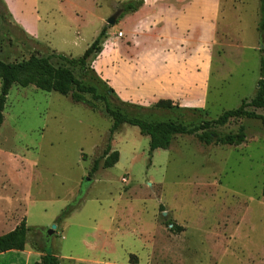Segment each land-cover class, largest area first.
Instances as JSON below:
<instances>
[{
  "label": "rangeland",
  "instance_id": "rangeland-1",
  "mask_svg": "<svg viewBox=\"0 0 264 264\" xmlns=\"http://www.w3.org/2000/svg\"><path fill=\"white\" fill-rule=\"evenodd\" d=\"M126 1L0 0V57L6 63L33 54L76 59L105 27L90 66L113 90L114 106L134 105L143 119L179 120L180 113L154 109L155 101L177 96L199 102L179 106L201 110L181 118L198 124L255 96L258 81L264 82L260 0H142L138 10L123 13ZM156 10L164 14L157 32L151 22ZM191 81L199 96L188 90ZM256 113L264 116V109ZM111 125L101 101L92 111L70 96L13 85L0 127V235L22 217L29 242H43L59 264L92 253L120 264H264L259 120L219 128L234 132L242 125L246 140L238 146L176 136L168 149L151 154L149 138L135 126L121 125L108 141ZM108 143L119 160L103 169ZM94 161L99 166L91 173ZM87 243L98 247L91 252Z\"/></svg>",
  "mask_w": 264,
  "mask_h": 264
},
{
  "label": "trees",
  "instance_id": "trees-1",
  "mask_svg": "<svg viewBox=\"0 0 264 264\" xmlns=\"http://www.w3.org/2000/svg\"><path fill=\"white\" fill-rule=\"evenodd\" d=\"M142 0H130L122 3L123 13L135 12L142 6ZM258 32L264 36V0H260ZM0 14V28H1ZM106 34V28H102L90 46L81 57L73 59L60 54L49 56L30 55L26 60L16 63H6L0 57V127L3 123V110L7 95L13 85L20 87L34 86L45 92H56L63 96H70L75 103H80L92 111L97 110V102H103L106 115L112 120L109 129L108 141L123 124L135 126L139 133L149 138V153L157 149L166 150L171 146L176 136H193L197 142L204 146H238L245 142V128L240 125L234 132H221L219 128L225 127L232 121L241 119L259 120L264 127V116L256 113L258 109H264V82L259 80L255 96L249 101L243 100L234 110L223 112L217 119L202 120L198 124L186 123L182 118L184 113H201V110L181 108L169 100H159L154 109L167 110L171 113H180L179 120H151L143 119L139 115L138 107L118 101L114 106L109 101V96H114L112 89L104 86L95 71L91 68V62L102 50V39ZM263 50H261L262 52ZM53 59L58 60L54 62ZM79 77H76L75 72ZM264 72V61L261 60V74ZM91 75V77H90ZM87 81L91 82L88 84ZM95 82L98 84H93ZM101 85L104 87L101 88ZM86 95L91 98L87 99ZM114 106V107H113ZM136 110V111H135ZM149 110V109H147ZM146 110V111H147ZM138 111V112H137ZM179 118V117H178ZM102 168L113 167L119 160V153L112 150L108 143L102 153ZM99 161H94L91 173L97 171ZM264 197V188L261 191ZM71 209H65L57 218L62 221ZM29 227L22 220L12 231L0 236V253L11 250L22 251L24 249L26 234ZM35 264H59L56 256L46 252Z\"/></svg>",
  "mask_w": 264,
  "mask_h": 264
},
{
  "label": "crops",
  "instance_id": "crops-1",
  "mask_svg": "<svg viewBox=\"0 0 264 264\" xmlns=\"http://www.w3.org/2000/svg\"><path fill=\"white\" fill-rule=\"evenodd\" d=\"M153 12H151V17H152L151 22H152V24L154 26L152 29H153V31L157 32L159 29H162V21L163 20H162V18L160 19V17L164 16V14H159L158 10H156L154 13ZM154 17H155V19H153ZM127 59L131 62V58L130 57H128ZM98 68L101 71V74H100L101 78H106V76H104V75H107L106 74L107 70L104 69V66L101 65V66H98ZM170 82H173V81H170ZM106 83H108V80L106 81ZM191 84L193 85V88H190L189 85H188L187 86L188 90L191 93L197 94L199 96L200 87L195 89L196 85L194 84V82L192 83V81H191ZM124 100H127V99H124ZM160 100H163V99H160ZM164 100H169V101L173 102L174 104H178L179 106H182V107H197V106H199V102L195 103V102H192V101H189V100L185 101L184 99H177V96L176 97L170 96L169 98H164ZM158 101L159 100L155 101V103H157ZM22 220L25 221V219H23L21 217L20 219H18L14 223L10 224L6 233L12 231L17 225H19V223ZM25 225H26V222H25ZM1 235H4V234H1ZM93 235L96 237V239L97 238L99 239V238L102 237L103 239L105 238L106 241L110 240V237H109V235H107V233H104V235H102L101 237H100L99 234H93ZM103 245H105V244H103ZM88 246H89L88 248L90 249L91 252H93V250L97 249V247H98V245H96L94 243H92L91 246L88 244ZM46 252L47 251L45 249V246H44L43 242H42V244H39L36 247H34L29 242V239L27 238V234H26V241H25L24 249L22 251L11 250V251H7V252H4V253H0V261H4V263L6 262L5 264H35L36 262H39L40 258ZM51 254L57 257V255H55L54 253H51ZM74 260H75L74 264H120V263H116V262H110L108 259L105 260V257H102V256L100 257V256H98L95 253H92L90 258H75ZM131 264H142V263L140 262V260H138V262L137 261L131 262Z\"/></svg>",
  "mask_w": 264,
  "mask_h": 264
},
{
  "label": "water",
  "instance_id": "water-1",
  "mask_svg": "<svg viewBox=\"0 0 264 264\" xmlns=\"http://www.w3.org/2000/svg\"><path fill=\"white\" fill-rule=\"evenodd\" d=\"M117 16H119V12H116L113 16L109 17L107 20H106V23L108 25H111L113 26L116 22V18ZM55 228V226L52 227V230Z\"/></svg>",
  "mask_w": 264,
  "mask_h": 264
},
{
  "label": "built area",
  "instance_id": "built-area-1",
  "mask_svg": "<svg viewBox=\"0 0 264 264\" xmlns=\"http://www.w3.org/2000/svg\"><path fill=\"white\" fill-rule=\"evenodd\" d=\"M122 34V33H121Z\"/></svg>",
  "mask_w": 264,
  "mask_h": 264
}]
</instances>
